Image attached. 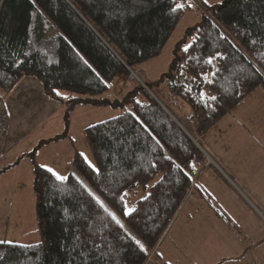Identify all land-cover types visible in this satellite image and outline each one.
<instances>
[{
	"label": "trees",
	"instance_id": "16d2710c",
	"mask_svg": "<svg viewBox=\"0 0 264 264\" xmlns=\"http://www.w3.org/2000/svg\"><path fill=\"white\" fill-rule=\"evenodd\" d=\"M177 3L183 7L173 11ZM195 9L203 24L168 84L191 110L182 120L202 138L264 91V0L219 8L201 0H0V97L24 79H36L50 99L103 96L121 72L157 59ZM139 93L131 112L85 130L98 172L79 153L73 168L81 180H57L35 165L41 242L0 244V264H148L157 255L205 157L169 109ZM160 175L125 215L128 196Z\"/></svg>",
	"mask_w": 264,
	"mask_h": 264
},
{
	"label": "crops",
	"instance_id": "0c3cea01",
	"mask_svg": "<svg viewBox=\"0 0 264 264\" xmlns=\"http://www.w3.org/2000/svg\"><path fill=\"white\" fill-rule=\"evenodd\" d=\"M258 91L261 90L246 101ZM4 100L8 122L4 149L8 146L9 151L0 159V173L16 162L11 152L15 153L18 147L23 149L19 158L31 156L34 167L47 170L50 167L40 166L42 161L65 146L52 145L33 153L35 147L27 143L39 133L37 142L52 140L57 129L62 128L61 110L73 97L60 94L59 100L50 99L37 80L24 79ZM217 125L201 138L214 133L205 149L210 159L198 170L193 194L188 196L160 244L157 264H264V160L259 158L264 156V129L212 132ZM230 133L235 135V145L231 146ZM28 134L31 138L26 140ZM238 140L246 146H237ZM23 164L31 172L29 161ZM2 199L0 244L24 247L40 244L39 237L35 245L25 244L30 237L24 211L21 214L9 206L2 208L1 204L6 205V200L1 203ZM183 214L185 220H178ZM178 221L182 223L177 224Z\"/></svg>",
	"mask_w": 264,
	"mask_h": 264
},
{
	"label": "rangeland",
	"instance_id": "374dc122",
	"mask_svg": "<svg viewBox=\"0 0 264 264\" xmlns=\"http://www.w3.org/2000/svg\"><path fill=\"white\" fill-rule=\"evenodd\" d=\"M196 1L199 2V0ZM201 1L204 3V0ZM228 1L229 0H223V3H220V0H209V5L211 6H207L219 8ZM195 10L196 11L184 16L177 26L172 38L157 59L139 65L133 69H127L126 72H121L110 86V91L103 96L91 99L80 97H77L76 99L73 97V100L70 101L75 103V108H69L70 101H68V104H65L62 108L63 111L60 109L62 128L57 129V134L52 140L49 138L37 142L40 133L35 134L33 139L29 140L27 145L35 147L33 153L37 150L49 148L52 145L65 146L58 154L53 153L52 155H48L49 157H46L40 166L50 167L56 173L64 177L69 178L73 175L81 180L73 168L74 158L72 157H74L75 152L81 154L84 159L86 157L92 165H95L92 153L84 137L85 130L89 127L119 118L126 112H131V102L143 98L142 94L139 93V90L158 101L165 109H169V111H171V113L182 122L181 125L183 130L191 136L195 145L197 143L200 146L199 148L198 145H196L204 155L205 162H208V159L210 158H208L205 149L214 133H209L203 138V140L195 134L191 125L184 121L186 117L191 115V110L182 101L171 96L168 84L179 56V52L186 47L188 48L192 44V32L203 24V13L197 11V9ZM48 24L52 26L49 22ZM88 110H93L95 113L88 112ZM183 117L184 119L182 120ZM224 120L217 125L212 132H221L229 129H232L231 132L236 131L237 129L249 131V128L255 129L258 127L264 129V91H258L252 99L243 102V105L236 109L235 112H232ZM251 120H253L254 123H252L253 121L251 122ZM30 136L31 134H28L26 140H28ZM228 142L230 143L229 146L235 145V135L230 133L228 136ZM237 146L245 147L246 145L239 144L238 140ZM5 149L4 156L8 154H5L9 151L8 146ZM22 150L21 147H18L16 148L15 153L11 152L14 154V157L17 158L16 162L10 167H5L6 169L0 173V193H2L0 198H3L1 203H3V200H6V205L1 204V207L4 208L9 206L13 211L20 210L21 214L24 211V218L27 222V230L30 237L29 242L25 244L35 245L38 243V237L41 240V233L36 215V197L33 190L34 164L31 156H22L19 158ZM259 158L264 160V156H259ZM28 161L31 165V172H28L25 164H23ZM161 178V175L158 176L147 187V191L138 190L131 193L128 196V211L131 210L132 212L135 205L149 195L150 189L159 182ZM192 189L193 188H191L188 196L193 194ZM178 220H185L184 214ZM180 223L178 221L177 224ZM32 239L33 241H31ZM151 256L149 257L151 262L148 261V264H157V255L152 258Z\"/></svg>",
	"mask_w": 264,
	"mask_h": 264
},
{
	"label": "built area",
	"instance_id": "2783aa9c",
	"mask_svg": "<svg viewBox=\"0 0 264 264\" xmlns=\"http://www.w3.org/2000/svg\"><path fill=\"white\" fill-rule=\"evenodd\" d=\"M5 104L3 99L0 97V159L2 158L4 154V145L5 140L7 138V132H8V122L5 115ZM155 253H152L151 258L154 256ZM151 262V259L148 260Z\"/></svg>",
	"mask_w": 264,
	"mask_h": 264
},
{
	"label": "snow or ice",
	"instance_id": "6c2138e0",
	"mask_svg": "<svg viewBox=\"0 0 264 264\" xmlns=\"http://www.w3.org/2000/svg\"><path fill=\"white\" fill-rule=\"evenodd\" d=\"M204 3H205L206 5H209V0H204ZM220 3H223V0H220ZM189 6H191V5H189ZM209 6H211V5H209ZM182 7H183L182 4L177 3L176 6H175V8H173L172 10H173V11H176L177 9H180V8H182ZM184 51L187 52V51H188V48L186 47V48L184 49ZM207 63L211 64V63H212V59L210 58V59L207 61ZM57 94L59 95V93H57ZM85 161L89 164V167H91L94 171H97V172L99 171L98 169L95 168V165H92L91 162L87 160L86 157H85ZM47 170H48L50 173H52V174L56 177L57 180H66V179H67V177H64V176H62V175L56 173V172H55L53 169H51V168H48ZM130 212H131V210L124 212V214H125V215H129ZM113 218L115 219V216H113ZM117 223L119 224V221H117ZM120 226H121V227H124L122 224H121ZM136 243H137L138 245H140L141 248H143V245L140 244V241L137 240Z\"/></svg>",
	"mask_w": 264,
	"mask_h": 264
},
{
	"label": "water",
	"instance_id": "95a60500",
	"mask_svg": "<svg viewBox=\"0 0 264 264\" xmlns=\"http://www.w3.org/2000/svg\"><path fill=\"white\" fill-rule=\"evenodd\" d=\"M128 70H130V69H128ZM156 101V100H155ZM159 105H161L158 101H156ZM162 106V105H161ZM163 107V106H162ZM165 109V108H164ZM166 110V109H165ZM168 112V111H167ZM169 113V112H168ZM170 114V113H169ZM172 116V115H171ZM173 119H174V117H172ZM175 120V119H174ZM176 121V120H175ZM176 123L180 126V128H182V125L181 124H179L177 121H176ZM183 129V128H182ZM196 145H198L197 143H196ZM198 147L200 148V146L198 145Z\"/></svg>",
	"mask_w": 264,
	"mask_h": 264
}]
</instances>
